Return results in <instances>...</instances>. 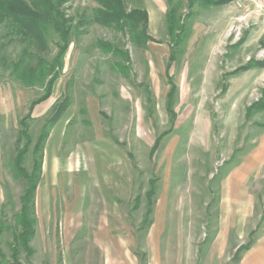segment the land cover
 <instances>
[{"label": "rangeland", "instance_id": "1", "mask_svg": "<svg viewBox=\"0 0 264 264\" xmlns=\"http://www.w3.org/2000/svg\"><path fill=\"white\" fill-rule=\"evenodd\" d=\"M258 3H130L149 14L152 41L139 46L91 24L95 2L71 0V44L47 100L46 86H25L0 64V264H264ZM48 43L52 62L51 28ZM20 51L15 42L4 54Z\"/></svg>", "mask_w": 264, "mask_h": 264}, {"label": "trees", "instance_id": "2", "mask_svg": "<svg viewBox=\"0 0 264 264\" xmlns=\"http://www.w3.org/2000/svg\"><path fill=\"white\" fill-rule=\"evenodd\" d=\"M71 0H0V64L11 70L12 76L25 86H46V93L41 101L47 100L60 77L62 60L65 58L71 44L74 30V19L68 18L63 7ZM98 7L92 12L90 23L106 28H112L130 36L133 43L145 46L152 41L148 35L149 16L147 11L141 9L128 10V5L141 0H92ZM233 0H189V6L201 4L204 7L221 6ZM178 7H173L168 16L167 23L169 34L174 36L179 26L177 18ZM4 29L5 33L1 32ZM50 28L60 37L58 54L52 62L47 61L45 55L49 52L48 34ZM8 39V44L3 39ZM17 42L21 51L16 60L5 57L4 50L7 45ZM104 51L122 54L119 49L108 43H101ZM127 57V56H126ZM128 59V58H127ZM264 66V64H262ZM62 108H59L56 116ZM41 142V141H40ZM40 142L36 146L39 151ZM41 158V156H40ZM36 170V171H35ZM33 177H27L30 182L22 203L21 221L26 229L32 225L28 220L30 205L34 191L37 188L36 181L41 172V160H36V169ZM37 173V174H36ZM1 231V230H0ZM1 233V232H0ZM30 232H27L28 235ZM24 234V233H23Z\"/></svg>", "mask_w": 264, "mask_h": 264}, {"label": "built area", "instance_id": "3", "mask_svg": "<svg viewBox=\"0 0 264 264\" xmlns=\"http://www.w3.org/2000/svg\"><path fill=\"white\" fill-rule=\"evenodd\" d=\"M255 2H259L257 4V7L259 9V11L264 15V0H255ZM236 5L239 7V8H242V3L240 1L236 2Z\"/></svg>", "mask_w": 264, "mask_h": 264}, {"label": "crops", "instance_id": "4", "mask_svg": "<svg viewBox=\"0 0 264 264\" xmlns=\"http://www.w3.org/2000/svg\"><path fill=\"white\" fill-rule=\"evenodd\" d=\"M148 13V12H147ZM148 16H149V14H148Z\"/></svg>", "mask_w": 264, "mask_h": 264}]
</instances>
